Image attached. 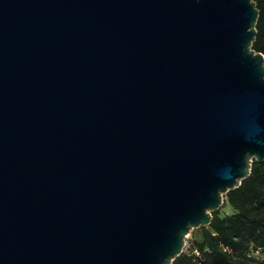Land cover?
Returning a JSON list of instances; mask_svg holds the SVG:
<instances>
[{
	"label": "water",
	"instance_id": "water-1",
	"mask_svg": "<svg viewBox=\"0 0 264 264\" xmlns=\"http://www.w3.org/2000/svg\"><path fill=\"white\" fill-rule=\"evenodd\" d=\"M254 0H0V264H172L264 162Z\"/></svg>",
	"mask_w": 264,
	"mask_h": 264
},
{
	"label": "trees",
	"instance_id": "trees-1",
	"mask_svg": "<svg viewBox=\"0 0 264 264\" xmlns=\"http://www.w3.org/2000/svg\"><path fill=\"white\" fill-rule=\"evenodd\" d=\"M254 1L259 19L253 48L264 54V0ZM226 197L224 204L234 213L221 217L213 211L211 224L199 228L202 240H194L190 252L183 251L172 264H264V162L254 160L250 176Z\"/></svg>",
	"mask_w": 264,
	"mask_h": 264
},
{
	"label": "rangeland",
	"instance_id": "rangeland-1",
	"mask_svg": "<svg viewBox=\"0 0 264 264\" xmlns=\"http://www.w3.org/2000/svg\"><path fill=\"white\" fill-rule=\"evenodd\" d=\"M227 199L226 194H224V201ZM219 212V215L221 217L225 215H231L234 213V209L228 204V203H223V205L220 206L219 209H217ZM186 246L184 248L185 252H190L189 247L192 245V242L194 240H202L201 232L199 228L192 229L190 233L186 237ZM259 259L262 260V254H256Z\"/></svg>",
	"mask_w": 264,
	"mask_h": 264
},
{
	"label": "built area",
	"instance_id": "built-area-1",
	"mask_svg": "<svg viewBox=\"0 0 264 264\" xmlns=\"http://www.w3.org/2000/svg\"><path fill=\"white\" fill-rule=\"evenodd\" d=\"M194 253H196L197 255H199V252H197V250H195ZM256 254H260V252L257 251Z\"/></svg>",
	"mask_w": 264,
	"mask_h": 264
}]
</instances>
